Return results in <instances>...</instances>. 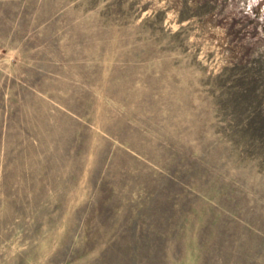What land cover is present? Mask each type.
Listing matches in <instances>:
<instances>
[{
	"label": "rangeland",
	"instance_id": "rangeland-1",
	"mask_svg": "<svg viewBox=\"0 0 264 264\" xmlns=\"http://www.w3.org/2000/svg\"><path fill=\"white\" fill-rule=\"evenodd\" d=\"M0 264H264V0H0Z\"/></svg>",
	"mask_w": 264,
	"mask_h": 264
}]
</instances>
